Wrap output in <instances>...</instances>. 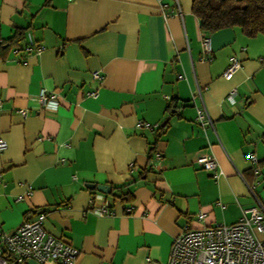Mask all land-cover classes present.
Masks as SVG:
<instances>
[{"label":"crops","instance_id":"0c3cea01","mask_svg":"<svg viewBox=\"0 0 264 264\" xmlns=\"http://www.w3.org/2000/svg\"><path fill=\"white\" fill-rule=\"evenodd\" d=\"M191 3L0 0V230L45 211V229L79 248L73 264H167L185 224H230L256 203L245 181L258 179L264 203V34L204 33ZM232 55L241 66L226 79ZM42 89L57 107L37 101ZM202 107L211 124L197 121ZM202 153L217 176L196 162ZM87 183L123 185L128 197ZM94 193L112 214L89 210Z\"/></svg>","mask_w":264,"mask_h":264},{"label":"built area","instance_id":"2783aa9c","mask_svg":"<svg viewBox=\"0 0 264 264\" xmlns=\"http://www.w3.org/2000/svg\"><path fill=\"white\" fill-rule=\"evenodd\" d=\"M209 40V36L203 34L204 57L207 59H211ZM44 48L45 45L39 42L34 50L38 54ZM26 49L30 50L31 46H27ZM240 66V60L232 55L222 75L230 79ZM92 74L99 77L98 70H93ZM234 93L235 89L230 90L227 98L233 100ZM199 96L201 97L200 90ZM37 101L44 108H55L59 104L58 93L42 89L37 93ZM20 112L22 115L27 113L26 109H20ZM196 119L202 125L212 123L204 107L198 108ZM6 146L7 142L0 137V149ZM155 155L156 158L160 157L159 153ZM247 158L251 161L252 170L257 176L259 167L256 164V156L249 152ZM196 162L205 169L213 170L215 176L219 174L217 161L211 154H200ZM245 183L255 197L256 203L242 208L241 217L230 224L202 226L185 224L172 238L167 264H264V203L255 192L254 187L258 179L254 183L246 181ZM89 205V210L95 214L113 213L110 199L104 193L91 195ZM126 211L131 212L132 206L126 207ZM45 216V211H39L35 218L23 220L11 232L0 230V264H25L31 259L40 263H74L80 252L79 248L66 238L48 232L43 225ZM197 216L202 219L204 212H198Z\"/></svg>","mask_w":264,"mask_h":264},{"label":"trees","instance_id":"16d2710c","mask_svg":"<svg viewBox=\"0 0 264 264\" xmlns=\"http://www.w3.org/2000/svg\"><path fill=\"white\" fill-rule=\"evenodd\" d=\"M191 9L198 17L199 26L204 33L228 26H239L249 36L264 34V0H192ZM172 105L169 102L167 108ZM163 129L162 125L156 126V137L150 146L149 157ZM122 186H112L109 194L127 198V193H118Z\"/></svg>","mask_w":264,"mask_h":264},{"label":"water","instance_id":"95a60500","mask_svg":"<svg viewBox=\"0 0 264 264\" xmlns=\"http://www.w3.org/2000/svg\"><path fill=\"white\" fill-rule=\"evenodd\" d=\"M166 119L161 122V125H163L166 122ZM86 185L90 188L96 187L97 190L102 191L104 193H110L112 189V187L109 184H104V183H99L96 185L94 183H87Z\"/></svg>","mask_w":264,"mask_h":264}]
</instances>
